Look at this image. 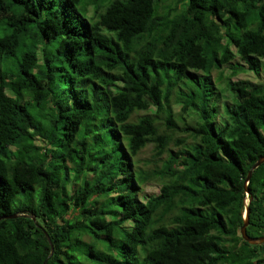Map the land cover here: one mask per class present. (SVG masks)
<instances>
[{"label": "trees", "instance_id": "trees-1", "mask_svg": "<svg viewBox=\"0 0 264 264\" xmlns=\"http://www.w3.org/2000/svg\"><path fill=\"white\" fill-rule=\"evenodd\" d=\"M239 61L264 72V0H0V264H264Z\"/></svg>", "mask_w": 264, "mask_h": 264}, {"label": "rangeland", "instance_id": "rangeland-1", "mask_svg": "<svg viewBox=\"0 0 264 264\" xmlns=\"http://www.w3.org/2000/svg\"><path fill=\"white\" fill-rule=\"evenodd\" d=\"M39 54L41 55V60L43 58V54L41 53V50H39ZM239 66H240V72L237 75H233L231 74V68L229 66H226L224 69V76H226L227 78H229L230 76L233 78V80H237V79H241V78H249L253 81H259L264 77V72H262L261 74H256L253 70H251L249 68V66L243 62V61H239ZM223 86V84H222ZM180 107L177 108V110H179ZM180 111V110H179ZM178 111V112H179ZM152 146L147 147L144 152L141 154V158L143 160L146 159H150L151 157V153H152ZM160 192V185H157L156 183L153 184H149L146 186V193L150 196H153L154 194H158Z\"/></svg>", "mask_w": 264, "mask_h": 264}, {"label": "water", "instance_id": "water-1", "mask_svg": "<svg viewBox=\"0 0 264 264\" xmlns=\"http://www.w3.org/2000/svg\"><path fill=\"white\" fill-rule=\"evenodd\" d=\"M264 163V156H262V157H260V159L251 167V169H250V171H249V173H248V176H247V178H246V192H247V194L249 195L250 194V190H249V188H248V183H249V181H250V179H251V177H252V175H253V172H254V170L256 169V168H258L261 164H263ZM253 199V196L251 195L250 197H249V202L251 201ZM246 202V205H247V207H246V210H245V215H244V218H245V222H244V224H243V226L241 227V234H242V236H243V238L246 240V241H248L249 243H251V244H261V243H264V236H261V237H256V238H251L249 235H248V233H247V227H248V225H249V220H250V212H251V208H250V206H249V202ZM25 216H30V217H32V218H34L35 219V215H32V214H29V213H25L24 214ZM18 216H20V214L19 213H15V214H13V215H5V216H2V217H0V221L2 220V219H7V218H16V217H18ZM49 240H50V237H49ZM51 241V240H50Z\"/></svg>", "mask_w": 264, "mask_h": 264}]
</instances>
